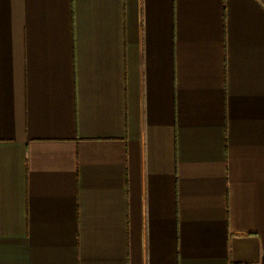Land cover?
I'll return each mask as SVG.
<instances>
[{
    "label": "crops",
    "instance_id": "crops-1",
    "mask_svg": "<svg viewBox=\"0 0 264 264\" xmlns=\"http://www.w3.org/2000/svg\"><path fill=\"white\" fill-rule=\"evenodd\" d=\"M0 264H264V0H0Z\"/></svg>",
    "mask_w": 264,
    "mask_h": 264
}]
</instances>
